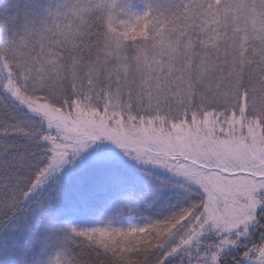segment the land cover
<instances>
[{
    "label": "snow or ice",
    "instance_id": "6c2138e0",
    "mask_svg": "<svg viewBox=\"0 0 264 264\" xmlns=\"http://www.w3.org/2000/svg\"><path fill=\"white\" fill-rule=\"evenodd\" d=\"M0 264H264V0H0Z\"/></svg>",
    "mask_w": 264,
    "mask_h": 264
}]
</instances>
